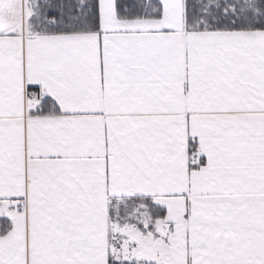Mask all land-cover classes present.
<instances>
[{"label":"snow or ice","instance_id":"snow-or-ice-1","mask_svg":"<svg viewBox=\"0 0 264 264\" xmlns=\"http://www.w3.org/2000/svg\"><path fill=\"white\" fill-rule=\"evenodd\" d=\"M0 264H264V0H0Z\"/></svg>","mask_w":264,"mask_h":264}]
</instances>
